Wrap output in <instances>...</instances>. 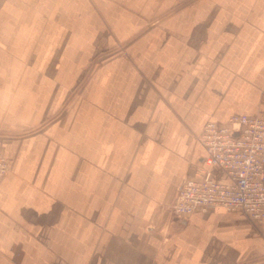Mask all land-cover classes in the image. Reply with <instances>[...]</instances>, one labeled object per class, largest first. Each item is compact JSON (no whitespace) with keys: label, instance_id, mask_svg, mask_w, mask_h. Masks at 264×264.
I'll return each mask as SVG.
<instances>
[{"label":"crops","instance_id":"1","mask_svg":"<svg viewBox=\"0 0 264 264\" xmlns=\"http://www.w3.org/2000/svg\"><path fill=\"white\" fill-rule=\"evenodd\" d=\"M263 111L264 0H0V264H264V223L171 210Z\"/></svg>","mask_w":264,"mask_h":264},{"label":"built area","instance_id":"2","mask_svg":"<svg viewBox=\"0 0 264 264\" xmlns=\"http://www.w3.org/2000/svg\"><path fill=\"white\" fill-rule=\"evenodd\" d=\"M207 157L196 175L185 178L171 206L173 215L187 219L196 211L221 207L243 211L264 223V114H234L226 122H208L199 138ZM218 166L227 181L214 178L210 167ZM12 161L0 144V183Z\"/></svg>","mask_w":264,"mask_h":264},{"label":"rangeland","instance_id":"3","mask_svg":"<svg viewBox=\"0 0 264 264\" xmlns=\"http://www.w3.org/2000/svg\"><path fill=\"white\" fill-rule=\"evenodd\" d=\"M115 50H116V49H115ZM98 61H100V59L97 60L96 62H98ZM258 114H264V111L261 112V113H258ZM2 148H3V146H2ZM3 151H4V149H3ZM4 153H5V151H4ZM5 155H6V154H5ZM6 156H7V155H6ZM7 157H8V156H7ZM8 158H9V157H8ZM9 159H10V158H9ZM10 160H11V159H10ZM11 161H12V160H11ZM12 167H13V161H12ZM11 170H12V168H11ZM11 170H10V171H11ZM9 173H10V172H9ZM9 173H8V174H9ZM8 174H7V175H8ZM7 175H6V176H7ZM6 176H5V177H6ZM5 177H4V178H5ZM4 178H3V179H4Z\"/></svg>","mask_w":264,"mask_h":264}]
</instances>
